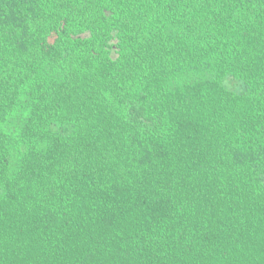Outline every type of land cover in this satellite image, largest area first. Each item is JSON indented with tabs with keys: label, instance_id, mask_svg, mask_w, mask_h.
Returning a JSON list of instances; mask_svg holds the SVG:
<instances>
[{
	"label": "trees",
	"instance_id": "1",
	"mask_svg": "<svg viewBox=\"0 0 264 264\" xmlns=\"http://www.w3.org/2000/svg\"><path fill=\"white\" fill-rule=\"evenodd\" d=\"M0 264H264V0H0Z\"/></svg>",
	"mask_w": 264,
	"mask_h": 264
},
{
	"label": "rangeland",
	"instance_id": "2",
	"mask_svg": "<svg viewBox=\"0 0 264 264\" xmlns=\"http://www.w3.org/2000/svg\"><path fill=\"white\" fill-rule=\"evenodd\" d=\"M226 85L229 89H233V90H242L243 89V84L242 82L236 80V79H233L231 77H228L226 79Z\"/></svg>",
	"mask_w": 264,
	"mask_h": 264
}]
</instances>
